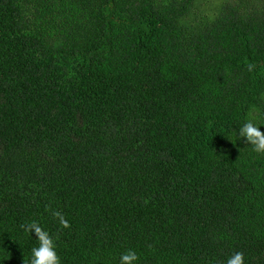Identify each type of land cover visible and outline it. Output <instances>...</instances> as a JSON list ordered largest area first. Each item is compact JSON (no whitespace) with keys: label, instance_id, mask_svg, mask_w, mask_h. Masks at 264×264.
I'll return each mask as SVG.
<instances>
[{"label":"trees","instance_id":"1","mask_svg":"<svg viewBox=\"0 0 264 264\" xmlns=\"http://www.w3.org/2000/svg\"><path fill=\"white\" fill-rule=\"evenodd\" d=\"M220 1L0 0V264L31 220L62 264H264V0Z\"/></svg>","mask_w":264,"mask_h":264},{"label":"clouds","instance_id":"2","mask_svg":"<svg viewBox=\"0 0 264 264\" xmlns=\"http://www.w3.org/2000/svg\"><path fill=\"white\" fill-rule=\"evenodd\" d=\"M262 127H264V120L261 117H250L245 119L232 135L236 137L235 142L243 140L251 145L255 152L264 154V131L261 130ZM232 135L228 137L233 141ZM53 215L61 227H71L70 221L62 212L54 211ZM20 227L31 236L34 232L38 241V244L31 248L30 259L24 260V264H62V258L58 254L57 244L52 234L39 221L31 220L20 225ZM139 259L137 251L129 248L121 254L119 264H138ZM225 264H246L244 253L241 251L233 252L226 259Z\"/></svg>","mask_w":264,"mask_h":264},{"label":"rangeland","instance_id":"3","mask_svg":"<svg viewBox=\"0 0 264 264\" xmlns=\"http://www.w3.org/2000/svg\"><path fill=\"white\" fill-rule=\"evenodd\" d=\"M213 1V2H212ZM222 2L220 1V0H211V3L209 4V7H211V8H214V7H216V6H218V5H220ZM207 9L209 10V12H211V13H214V11H212L211 9H209L208 7H207ZM206 11V10H205Z\"/></svg>","mask_w":264,"mask_h":264}]
</instances>
